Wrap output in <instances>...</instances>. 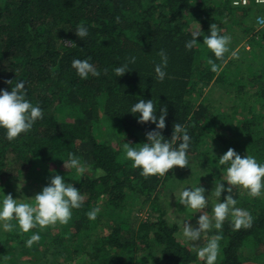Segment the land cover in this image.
<instances>
[{
	"label": "trees",
	"instance_id": "obj_1",
	"mask_svg": "<svg viewBox=\"0 0 264 264\" xmlns=\"http://www.w3.org/2000/svg\"><path fill=\"white\" fill-rule=\"evenodd\" d=\"M261 10L255 3L234 6L233 0H0V90L10 92L15 83L25 81L26 99L44 113L30 132L13 141L0 128V205L9 190L4 182L12 169L10 157L37 161L44 170L41 178L48 174V162H67L69 153L97 172L65 179L85 197L84 203L73 209L67 225L41 231L39 242L31 248L26 241L41 229L21 233L13 220L14 230L0 239V263L8 264L3 257L12 254L24 257L25 264H74L83 257L88 259L85 264H193L198 260L193 248L178 238L177 224H170L165 216L157 195L163 178L141 176V170L124 157L123 148L100 138L99 125L106 117L115 119L119 133L132 139L127 141L132 146L147 143L146 133L156 125L138 123L139 114L130 110L140 99L152 100L157 117L161 108L167 107L162 130L166 140H171L175 123L187 127L189 155L208 146L215 138V127L233 124L242 114L238 124L229 128L230 134L220 137L224 141L222 156L232 148L242 158L252 155L264 164V27L254 26ZM249 17H253V25L243 27ZM213 23L221 35L229 36L242 26L250 43V49L242 50L249 55L247 61L231 57L237 46L231 37L227 63L219 74L211 71L207 60L218 65L223 62L203 44ZM80 24L89 32L83 39L75 34ZM197 31V46L186 50V42ZM69 40L74 47L64 46L63 41ZM161 50L168 57L163 82L155 73ZM131 57L136 58L135 63H129ZM74 59H88L100 76L81 79L72 67ZM125 63L130 72L117 77L114 69ZM236 64L237 68L243 66L235 85L236 106L241 110L229 115L199 102L198 96L211 83L230 79L227 73ZM8 80L13 84L5 83ZM65 111L73 118L65 117ZM208 149L204 150L206 156ZM222 156L206 157V175L217 176L227 169L218 163ZM134 196L141 199L142 207L137 209L148 205L155 215L138 220L133 207H128ZM243 198L253 225L234 231L231 220L224 222L218 232L222 237L219 264H247L263 254L264 195ZM97 207V218L90 221L86 213ZM105 207L114 212L101 228Z\"/></svg>",
	"mask_w": 264,
	"mask_h": 264
},
{
	"label": "clouds",
	"instance_id": "obj_2",
	"mask_svg": "<svg viewBox=\"0 0 264 264\" xmlns=\"http://www.w3.org/2000/svg\"><path fill=\"white\" fill-rule=\"evenodd\" d=\"M245 4L247 0H244ZM258 4H264V0H256ZM119 22L120 18H116ZM75 34L80 39L89 35L88 28L83 24L77 26ZM199 31L192 33V39L185 44L186 50H192L197 46V37ZM231 36L221 35L220 28L213 23L210 25V35L204 37L203 44L214 54L217 64L212 59L207 60L213 73L219 74L224 64L227 63L225 55L229 53ZM65 47H74L75 43L71 40L63 41ZM158 55L161 62L155 66L156 78L163 82L167 73L168 57L164 50ZM236 55L235 52L232 53ZM136 58L131 57L129 63H135ZM72 67L76 70L81 79H87L89 75L99 77L100 72L89 62L88 59H74ZM105 71H107L105 69ZM117 77L130 72L128 63L114 69ZM7 84H13V81H5ZM132 114H139L138 123L146 124L151 122L156 125V129L146 133L147 143L139 144L138 147L130 143L123 144L125 158L132 162V167L140 169V175L145 179L156 176L163 178L169 170L174 168H186L189 165L187 151L189 149L191 138L185 125L175 123L173 125V134L171 140H166L162 135L165 129V117L167 116V107H162L160 115L157 117V107L152 100L145 101L140 99L131 107ZM44 113L37 105L34 106L26 99L25 81L15 83L11 91L0 90V128L6 130V138L13 141L21 134L32 130L34 123L42 119ZM179 141L178 147L174 146ZM219 165H227L226 181L229 187L225 189L224 184L217 183L213 195L220 200L221 194L227 191L228 195L224 202H216L212 209L213 215L210 217L206 211L208 200L205 198V189L201 186L195 188H185L179 194L178 203L185 206L186 209L197 213L202 212L197 220L198 227H193L186 221L183 222V237L186 241L196 242L201 239L202 234H206L213 229L219 232L223 224L231 217V223L234 231L241 229H250L253 225L252 215L242 208L237 207V199L233 198V188H242L247 191L249 197L260 198L264 195V164L258 163L252 155L241 157L234 149L229 148L218 161ZM66 169H75L76 173L83 176L86 171V165L80 158L73 153H69V158L64 163ZM102 172L98 171V175ZM85 197L72 184L65 182L64 178L55 174L50 180L48 186L43 187L42 191L36 194L31 202H25L13 199L11 194L4 195L2 205H0V222L3 224L5 232H12L15 228L12 221L15 220L21 233H29L32 229L39 227L41 230L48 227L55 228L57 224L67 225L72 219L73 209H80L84 203ZM100 209L94 208L86 215L90 221L97 218ZM214 222V223H213ZM220 235H215L207 239L203 247L196 248L197 258L204 261L205 264H216L220 254ZM40 240L39 234H33L26 241V246L31 248L34 243Z\"/></svg>",
	"mask_w": 264,
	"mask_h": 264
},
{
	"label": "rangeland",
	"instance_id": "obj_3",
	"mask_svg": "<svg viewBox=\"0 0 264 264\" xmlns=\"http://www.w3.org/2000/svg\"><path fill=\"white\" fill-rule=\"evenodd\" d=\"M260 12V11H259ZM258 12V13H259ZM253 17H249L245 20V24H243V27L253 25ZM254 26L259 27L257 23L254 24ZM242 26H238L231 36L235 41H237V46L233 50V52L236 53V56L242 60H248L249 55L244 54L242 50L244 49H250V43L248 42L249 35L245 34L244 28ZM258 29V28H256ZM239 51V53H237ZM232 52V53H233ZM233 55H231L232 57ZM234 70L228 71V75H230V79L223 83H211L209 86H207L201 95L198 96V101H203L206 103H209L213 106H215L214 110L216 112L223 111L229 115H236L237 110H241L239 107H237L236 97H237V87L235 86L236 83L241 79L240 75V69L243 68V66H239L237 68V64L234 66ZM239 69V70H238ZM248 69V67H247ZM252 91V90H250ZM249 100H254L253 98H250ZM65 117L73 118V115L68 113L67 111L63 114ZM242 114L237 115L235 117V120L233 121V124H228V126L221 127H215L214 128V136L215 138L210 139L208 146H206L201 153L198 154H189L188 160L189 165L186 168L180 169V168H174L171 171V175L163 177L161 186L159 187V191L157 192V195L159 196V199L162 202V206L164 207L166 211V218L170 224H177L178 230H177V236L180 239V241L183 244L189 245L194 249V247L199 248L203 247L207 243V239L219 235L218 231L213 227L211 231H209L206 234H202L201 239L196 242L186 241L183 237V222L186 221L187 223L191 224L194 228L198 227L197 220L199 216L202 214V212L194 213L188 209L185 208L184 205L179 204V194L181 191H183L185 188H195L198 186H201L205 189V198L208 200L207 207L203 211H206V213L211 217L213 215L212 209L214 207V204L216 202H224L225 197L228 195L227 191L222 192L220 200L218 201L217 198L213 195L215 191V185L217 183L224 184L225 189L229 187L226 181V169L221 172L220 175L217 176H210L206 175L207 167L209 165L208 159L206 160L207 156H215L219 155L222 156L223 153V139L220 138L224 135L230 134V127L235 125V122H237L241 119ZM107 118V117H106ZM104 118L102 120L101 125H99V136L104 141L112 143L116 148L122 149L123 144L127 141H132V139H127L122 137V135L119 133V126L115 119H106ZM217 137V138H216ZM126 140V141H125ZM130 143V142H127ZM206 148H209L207 151V156L204 154V150ZM124 152V151H123ZM206 152V150H205ZM125 157V153H123ZM206 162V164H202ZM64 163L59 164L55 162H48L47 168H48V174L45 175L46 180L44 182H40V180L45 179L41 178L44 174V170L41 168L39 163L37 161H25L22 158H19L18 156L10 157L9 165L12 168L10 171V174L6 177V180L4 183H6V189H9L8 191H4V195L11 194L13 199H18L25 202H31L32 198L40 193L43 189V187L48 186L50 184V180L53 175L59 174L61 175L64 180L70 176H76L80 177L81 175L77 174L76 171H71V169H66L64 167ZM83 163V162H82ZM93 167L86 166L85 173L90 175H96L97 172L92 170ZM50 170V171H49ZM98 170L99 169H95ZM52 171V172H51ZM84 173V174H85ZM9 185V188H8ZM4 195L2 196L4 198ZM248 193L246 190L242 188L235 189L233 188V198L237 199V207L242 208L244 210H247L245 206V202L243 198L244 196L247 197ZM249 196V195H248ZM133 207L134 212H136L138 216V220H145L148 216H153L155 214L151 213L148 209V205H143L144 209H137L138 207H142L141 199L138 196H134L133 201L131 202L129 200L128 207ZM103 215L101 218V228H104L105 222L111 219L112 214L114 211L111 208H103ZM248 211V210H247ZM249 212V211H248ZM250 213V212H249ZM228 220H231V217H229ZM226 220V221H228ZM214 223V222H213ZM0 239L5 237V231L3 229V224L0 222ZM59 225V224H58ZM36 229V230H35ZM34 230L37 231V228ZM45 232L44 230H39L38 233L39 236L42 234V232ZM5 233V234H4ZM221 241V240H220ZM244 251L247 250V248H243ZM250 251L253 253V248H250ZM263 254L260 256H257V260H249L247 264H264V250L262 251ZM49 253L47 254V256ZM221 255V247H220V254L218 257V260L216 264H219L220 256ZM248 255L245 253V256ZM41 257V256H40ZM261 257V258H260ZM7 260L8 264H25L24 257H21L20 255L12 254L9 257L4 256L3 260ZM43 258V256H42ZM260 258V259H259ZM16 261V262H15ZM88 259L87 257H83L80 259H77L74 264H85L87 263ZM15 262V263H14ZM0 264H6V263H0ZM70 264V263H68ZM89 264V263H88ZM193 264H205L204 261H200L199 259L194 261Z\"/></svg>",
	"mask_w": 264,
	"mask_h": 264
},
{
	"label": "built area",
	"instance_id": "obj_4",
	"mask_svg": "<svg viewBox=\"0 0 264 264\" xmlns=\"http://www.w3.org/2000/svg\"><path fill=\"white\" fill-rule=\"evenodd\" d=\"M252 3H255L256 5H259L262 7V10L256 16V23L259 27L263 28L264 27V4H258L256 0H247L246 4L244 0H233V5L237 7L249 6Z\"/></svg>",
	"mask_w": 264,
	"mask_h": 264
}]
</instances>
